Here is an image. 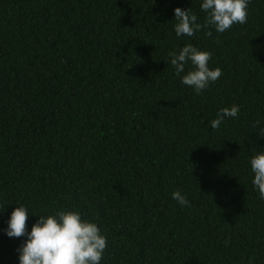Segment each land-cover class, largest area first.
<instances>
[{"label": "trees", "instance_id": "1", "mask_svg": "<svg viewBox=\"0 0 264 264\" xmlns=\"http://www.w3.org/2000/svg\"><path fill=\"white\" fill-rule=\"evenodd\" d=\"M198 2L0 0V264H17L23 238L2 229L20 204L96 222L102 264H264L248 165L264 151V0L224 33L176 37L173 9L203 23ZM185 43L222 70L199 95L169 64Z\"/></svg>", "mask_w": 264, "mask_h": 264}, {"label": "clouds", "instance_id": "2", "mask_svg": "<svg viewBox=\"0 0 264 264\" xmlns=\"http://www.w3.org/2000/svg\"><path fill=\"white\" fill-rule=\"evenodd\" d=\"M250 0H199V11L204 22L199 23L197 15L188 9H173V31L176 37H192L202 28L224 33L233 25L247 22ZM207 35H212V31ZM169 64L174 74L180 77L183 86L199 95L222 75L219 67H210L212 54L191 43L169 52ZM187 68V70H186ZM238 105L224 107L217 111L208 126L218 129L229 118L239 114ZM253 190L264 198V151L257 150L248 159ZM171 198L180 206H189L186 193L177 189ZM29 216L38 217L35 223L26 227ZM9 239L23 238L17 247V264H102L107 247V238L94 221L83 217L77 210H59L46 215H34L23 204L11 211L6 226L2 229Z\"/></svg>", "mask_w": 264, "mask_h": 264}]
</instances>
